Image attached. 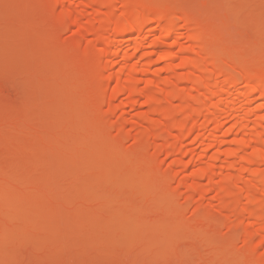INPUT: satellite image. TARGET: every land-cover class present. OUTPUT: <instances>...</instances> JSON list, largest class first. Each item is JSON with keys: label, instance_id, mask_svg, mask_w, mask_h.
<instances>
[{"label": "rangeland", "instance_id": "rangeland-1", "mask_svg": "<svg viewBox=\"0 0 264 264\" xmlns=\"http://www.w3.org/2000/svg\"><path fill=\"white\" fill-rule=\"evenodd\" d=\"M123 2L131 5L123 6L122 0L109 6L92 0H0V264H263L264 242L259 244L257 235L248 241L239 238L247 220L228 231L226 218L233 204L225 193L219 197L215 191L235 189L236 172L227 167L231 158L222 161L227 168L205 174L213 155L227 145L215 146L204 160L194 158L185 172L182 164L190 154L165 156L147 139L156 122H162V131L175 132L181 115L164 116L168 102H147L146 95L163 99L189 84L184 80L202 63L186 52L201 43L194 39L197 24L213 31L216 40L244 62L250 76L264 69V0ZM147 6L191 14L189 23L176 24L177 32L185 35L171 50L182 55L171 62L156 52L138 82L144 93L138 104L125 102L128 111L111 114L113 104L129 101V94H114L113 99L111 93H101L96 43L101 38L92 29L97 30L107 13L129 22L148 13ZM76 11L84 12L83 21L71 24ZM189 25L194 31L187 34L184 28ZM149 28L161 30L157 23ZM125 41L127 37L121 46L128 51ZM125 61L114 64V72L132 60ZM191 86L189 93L196 94ZM187 103L184 98L175 102L181 108ZM255 112L243 137H251L252 146L254 130L255 135L263 130L255 125L262 111ZM109 120L119 129H112ZM170 137L160 140L164 148L174 142ZM188 141L186 147L193 149L194 142ZM250 147L241 149L242 156L252 153ZM241 161L238 168L245 166ZM256 167V173L243 180H264V168ZM196 183L211 188L203 199L189 189ZM195 212L201 215L191 221ZM213 239L219 240L215 248L209 242Z\"/></svg>", "mask_w": 264, "mask_h": 264}, {"label": "bare ground", "instance_id": "bare-ground-1", "mask_svg": "<svg viewBox=\"0 0 264 264\" xmlns=\"http://www.w3.org/2000/svg\"><path fill=\"white\" fill-rule=\"evenodd\" d=\"M92 1L95 3L101 2L103 6H109L115 4L119 0ZM125 2H123L122 0L123 6L131 5V3L127 4ZM145 8L144 10L148 11V13H145L143 16L141 15L142 17L139 16L140 18L137 17L138 19L134 18V20H131L129 22H127L120 14L118 15L107 13L108 15L106 17H104L105 15L103 16L104 20H98L100 21V23H98L99 27L96 28L97 30L92 29V32H98V35L100 34L99 36L101 38V43L96 42L99 46L98 50L101 53V56H99L101 60H98V70L96 68L97 63L93 66V69L95 67V70L93 72H96V70L99 71L98 74H100L102 77L101 83L98 82L100 84L99 88H101V93L104 96H107L111 93L112 95L110 94V97H113V99L116 95L119 96V94H129L127 98L129 99V101L123 100L124 102L120 103L122 101L115 100V102L113 100L115 103L113 104L114 106L111 104L113 106L111 108V114H118L123 112L124 110L128 111V109H124V104L128 102V104L126 105L130 106L129 102H133L132 106H134L133 104H135L139 99L138 96H142L144 94L143 91H141L142 89L138 88V82H141V79L143 80L142 76L149 71L150 65L154 63L152 57L156 52H158L160 57L168 59L169 61L175 58V56L178 57L182 55V51H180V54L178 55L176 51L171 50V48H173L176 44H180V42H182V36L185 35L184 32H177L176 24L178 22H184V24L186 25L190 20H192L190 18L191 14L180 15V13L178 14L176 12V15L175 11V14L173 13V9H162L161 7L156 8V6H153V8L151 6H147ZM70 10L74 12V10ZM70 10H68L69 13H71ZM179 12L182 13L183 11ZM74 14H76V16ZM83 14L84 12L82 11H76L75 13H73L74 17L71 16L72 14H69L71 16L69 22L71 24L81 23L83 21ZM165 20L166 25L162 27L161 23ZM156 23L160 24L161 30H159V33H157V29L149 28L154 24L156 25ZM201 24L203 25V23ZM197 25L201 31H199V28L197 27L198 32L194 36V39L200 41L201 43L199 42L200 45L199 47H196V49L187 48L186 52L189 51L188 54L191 53L192 57H195L197 60L199 58V61H202V63L199 62L198 66L196 65L197 67L195 68V75L192 74L191 77L188 75L189 80L187 77V79L184 80L188 81V83L192 85L191 90L193 89L192 87H196L197 89H195L197 90V93H189L190 87L188 89V86L190 85L185 84L186 86L184 87H178V90L176 89L177 92L175 91L173 94L167 93L166 95H164L165 97L163 99H160L155 95H146L148 97L146 99L147 102H161L162 100H166V102H168V106H165L166 109L163 108V110H165L164 116L167 115L166 117L175 118L176 115H181L180 119L176 121V126L174 125L175 132H173L174 130L169 131L171 130L169 128H165L168 130L165 131V129L163 128V131L165 132L163 133L161 129L162 127H160V124L162 122H159V124H157L156 122V124H154L155 127L150 131L148 135V144L152 148H155L156 150L158 149L160 152L165 154V156H170L174 153H181V155L190 154L192 157L188 155L189 160H185L186 163L183 162L184 165L182 164V169L185 172H187L188 168L191 167L192 163L195 160L194 158L197 157L198 161L199 159L204 160L209 150L215 148V146L226 144V150H220V152H218L216 155H213V163L211 162L212 164L209 165L205 174L207 176H211L223 170L227 165L225 166L222 161H226L227 159L231 158V162L227 167L230 169H234L236 172V174H233L232 179L235 189H225L222 187H216L215 189L219 197V194L225 193L229 198V202L233 204L230 211L231 213L228 214L226 218L228 231L236 230L237 226L247 220V224L245 222L247 226H245L238 233L239 238L242 241H248L253 239L257 235L258 243L261 244L264 242V180H261L259 178L256 179L255 177H251V179H249V177L246 180L243 179L247 178V175L249 173L251 175L254 172L256 173L258 169H254L253 167L257 166L256 168H264V145H262L264 142V69L253 70L255 76H250V73L252 72L247 69L244 62L228 52L225 48V45L219 43L216 40L217 35L213 31H205V29L201 28V25ZM86 28L88 29V32H90L91 29H89L88 27ZM193 28V26L190 27L189 25L188 27H186V29L184 28V30H186L185 32L188 31L187 34H189L190 32H192L191 30ZM125 37H127V42L129 44V46L126 45L129 48L128 51H125L124 47L123 50L121 46V44L124 43ZM131 40L132 42L134 40V42L131 43ZM162 46L166 48L160 51L159 48ZM181 46L182 44L180 45V47ZM149 47H153L154 50L152 48L148 49ZM182 48L183 47H181V50ZM183 49L185 50V47ZM120 56L121 59H124V62H126L125 60L132 61L129 63V65L127 64V61V63H124L125 66L122 65L121 68H117V72H114L113 65L116 63L118 64V62L121 60ZM169 61L166 63H169ZM171 62H173V60ZM126 65L129 67L128 69ZM168 65L166 66V68L170 69L174 64H170L171 66ZM162 68L165 69V65ZM126 70L129 71L126 72ZM195 72L193 71V73ZM250 79L251 81H253L252 83L249 82ZM245 82L246 84H244ZM247 82H249V84ZM242 83L246 86L242 87ZM183 98L184 100L189 101V103L186 104L187 106H182L181 108V106L176 105L175 102ZM260 99H262L263 101H261ZM258 100H260L261 102L257 103ZM255 101L257 104L252 105V102ZM136 104H138V102ZM176 106H178V108ZM260 110L262 111V113L260 112ZM255 111L260 112L258 115L259 120L255 123V125L258 127L262 126L263 130H261L260 127L259 129L261 130V132L257 131L256 129V135L254 130V138L252 137V139L255 142L253 144L255 146H252L251 137L249 139H246L247 141H244L243 137L251 128V124H253L252 117L253 115L256 117L258 113ZM108 122L106 123L108 125H111L112 127H110L112 129H114L115 127L116 129H119V124H117V122L113 123L114 121L111 120H109ZM229 123L230 125H228ZM241 134L242 136H240ZM168 136H171L174 142L172 141L169 144L170 146L166 144L167 147L164 148L165 145L162 143V139H166ZM188 139L190 140V144H192V141L194 142L195 146L190 145L192 148L194 147L193 149H191L189 146L186 147L185 141H188ZM160 140H162V142ZM199 142H202V144L204 145L202 146V149L201 146L200 148L198 146ZM235 143H239L240 147H234ZM249 145H251L250 148L254 147V149H251L252 153L248 155L244 154V156H242L243 153L241 152V149H243L244 146H246L244 147V149L247 147L249 148ZM238 158L240 159V161L242 160L244 162L245 166L241 165V167L238 168ZM240 177H242V179ZM238 180L243 181H241V183L239 184ZM209 188V185H207L206 187L204 186V183L203 185L202 183H196L192 186L190 185L189 187L192 193L197 194L200 199H203L205 197V194L207 192H210L211 188ZM241 198L245 201L246 205H242V200L240 204ZM260 202L262 204L260 207L251 206L252 204L256 203L260 204ZM225 207H227L226 204ZM200 215L201 212H195L192 220H190L197 221ZM218 241V239H213L209 242L210 245L214 247L218 244Z\"/></svg>", "mask_w": 264, "mask_h": 264}]
</instances>
